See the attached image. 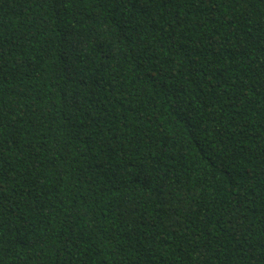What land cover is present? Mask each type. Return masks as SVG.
Segmentation results:
<instances>
[{"label":"trees","instance_id":"16d2710c","mask_svg":"<svg viewBox=\"0 0 264 264\" xmlns=\"http://www.w3.org/2000/svg\"><path fill=\"white\" fill-rule=\"evenodd\" d=\"M0 264H264V0H0Z\"/></svg>","mask_w":264,"mask_h":264},{"label":"snow or ice","instance_id":"6c2138e0","mask_svg":"<svg viewBox=\"0 0 264 264\" xmlns=\"http://www.w3.org/2000/svg\"><path fill=\"white\" fill-rule=\"evenodd\" d=\"M217 44H219V41H217Z\"/></svg>","mask_w":264,"mask_h":264}]
</instances>
